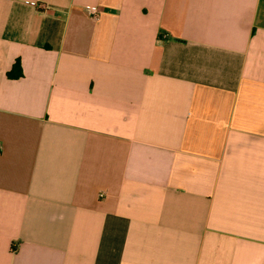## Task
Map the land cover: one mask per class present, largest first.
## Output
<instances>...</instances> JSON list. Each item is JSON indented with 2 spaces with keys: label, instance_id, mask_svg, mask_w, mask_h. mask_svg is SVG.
Listing matches in <instances>:
<instances>
[{
  "label": "crops",
  "instance_id": "1",
  "mask_svg": "<svg viewBox=\"0 0 264 264\" xmlns=\"http://www.w3.org/2000/svg\"><path fill=\"white\" fill-rule=\"evenodd\" d=\"M0 264H264V0H0Z\"/></svg>",
  "mask_w": 264,
  "mask_h": 264
},
{
  "label": "trees",
  "instance_id": "2",
  "mask_svg": "<svg viewBox=\"0 0 264 264\" xmlns=\"http://www.w3.org/2000/svg\"><path fill=\"white\" fill-rule=\"evenodd\" d=\"M20 67H19V62L16 61L13 65L11 70L8 73V76L11 78L17 79L20 76Z\"/></svg>",
  "mask_w": 264,
  "mask_h": 264
},
{
  "label": "built area",
  "instance_id": "3",
  "mask_svg": "<svg viewBox=\"0 0 264 264\" xmlns=\"http://www.w3.org/2000/svg\"><path fill=\"white\" fill-rule=\"evenodd\" d=\"M93 16H94V17H96V16H97V15L94 13V11H93Z\"/></svg>",
  "mask_w": 264,
  "mask_h": 264
}]
</instances>
